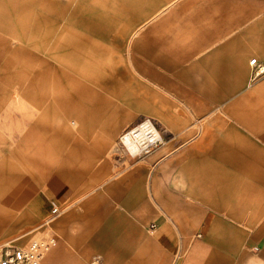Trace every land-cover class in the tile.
<instances>
[{
    "label": "crops",
    "instance_id": "crops-1",
    "mask_svg": "<svg viewBox=\"0 0 264 264\" xmlns=\"http://www.w3.org/2000/svg\"><path fill=\"white\" fill-rule=\"evenodd\" d=\"M93 1L100 3L101 10L84 3L76 6L70 0H0V28H8L18 39L15 44L0 39V90L10 92L0 98L4 109L0 126L5 132L10 129L12 136L10 140L7 134L0 137L5 154L0 163V208L11 215L12 205L19 207L30 196L28 202L35 199L31 202L35 208L46 201V195L36 198V192L23 190L27 179L10 160L13 156L37 168H51V191L59 200L94 189L63 216H90L91 220L107 216L110 222L132 226L121 231L131 242L122 263L100 264H139V230L134 222L141 216H165L151 226L159 243L176 253L171 264H225L209 245L199 247L196 239L181 257L174 221L183 216L191 231L193 216H209V212L189 202L188 195L194 193L199 200L205 193L217 198L208 204L217 206L213 215L234 216L243 225L234 227L231 242L218 245L217 252L228 258L245 236L264 230V216H260L264 213V0H183L174 13L168 11L172 0ZM26 45L36 50L45 47L46 54L33 55ZM253 57L263 68L254 78ZM139 78L149 84L141 87ZM155 84L163 85L165 92L172 91L166 86L177 85L173 91L183 93V108L191 110V116L163 119L167 129L176 132L173 139L182 141L175 147L178 152L166 140L136 157L110 149L120 130L146 110H155ZM59 108H64L60 117ZM86 110L92 116H86ZM83 125L84 132L75 135ZM13 136L21 142L20 149L8 144ZM66 139L74 140L67 156L78 166L55 170ZM171 168L183 180L182 204L176 201L174 208V197L166 188L159 189L160 178H167ZM78 174L87 182L74 187L67 176ZM92 180L101 184L93 187ZM236 189L243 190L246 199L240 213L228 209L227 199L236 197ZM253 205L259 209L254 211ZM45 208L44 204L41 213ZM115 226L95 232L93 224L83 225L75 236L79 243L82 237L86 240L79 253L90 254L98 242L112 249ZM215 231L211 229L208 241ZM79 253L59 243L43 264L92 263ZM152 257L148 254L141 264ZM243 260L241 255L237 264Z\"/></svg>",
    "mask_w": 264,
    "mask_h": 264
},
{
    "label": "rangeland",
    "instance_id": "rangeland-1",
    "mask_svg": "<svg viewBox=\"0 0 264 264\" xmlns=\"http://www.w3.org/2000/svg\"><path fill=\"white\" fill-rule=\"evenodd\" d=\"M6 1V0H4ZM65 1V0H60ZM71 3L74 5H79L81 3H84L88 6H92L96 8L97 10H101V5L98 1L93 0H70ZM157 2H161L160 0H156ZM183 0H172L171 8L168 10H173V13L177 9L178 5L181 4ZM164 2V1H163ZM165 3V2H164ZM9 5V4H8ZM2 7H7V3H3ZM167 10L164 12H168ZM48 13V12H47ZM163 13V14H164ZM7 14V13H5ZM68 15V14H67ZM0 39L2 42L7 41L8 43L15 44L16 41L18 42V39L13 38L12 35L9 34L8 28H0ZM22 44H26L23 43ZM29 53H32L33 55H44L46 54V48L44 47L42 50H36L30 45L25 46ZM124 56H126V48L123 51ZM255 73V71H254ZM254 75V74H253ZM254 78V77H253ZM139 82L141 87L145 88L146 85L149 84L148 80L146 78H139ZM156 92L155 95V110L151 111H145V113L140 114L136 120H134L136 123L140 122L142 119H149L150 122H153L155 127L160 132L161 136L163 137V141L166 140L167 144H171L170 149H174L175 153L178 152V149H175V147L179 146L182 141L173 139L176 138L175 136L176 132L168 130V126H166L163 122V119L169 118V117H181V116H191V110L183 108V93L174 92L173 90L177 87V85L173 84L171 86H166V88H172V91L165 92L164 86L155 84ZM9 88V85L7 86V90ZM14 88V86H13ZM178 88V87H177ZM143 90V89H142ZM141 90V91H142ZM4 89L1 88L0 90V98L3 97V95H6L7 93H10L7 91V93H4ZM11 98V96H9ZM182 100V101H181ZM151 102V99L148 100V103ZM167 102L165 106L163 104ZM146 105V103H145ZM152 107V106H151ZM153 107V108H154ZM1 108V106H0ZM62 109L59 108L57 116L60 117L62 113ZM80 111L83 109H79ZM4 109L1 108L0 112L3 113ZM215 111V110H214ZM218 111V110H216ZM86 112V116H92L91 113H89V110L84 111ZM209 113V112H208ZM208 113L206 115H208ZM148 117H147V116ZM205 115V114H204ZM1 116V115H0ZM73 115L68 114L69 119L72 118ZM134 122V123H135ZM70 123V121H68ZM133 123V124H134ZM133 124H131L133 126ZM131 125L125 127L124 129L120 130L117 133V138L110 144V149H119L122 151L127 152V154L130 152L125 148V146L121 143L119 138V134L125 130H128ZM135 125V124H134ZM198 125V124H197ZM197 125L194 126L195 131L198 129ZM86 127L89 128V125H86ZM173 128H177V130L183 129V126H172ZM84 125L82 127H79L78 130L75 132V135H81L84 132ZM103 134H105L106 131H103ZM109 133V132H108ZM7 134L8 139H11V131L10 129H7L5 132V128L3 125L0 126V137H4V135ZM14 135V134H13ZM10 143L8 141V144H11V147L14 149H20L21 142L16 139ZM165 138V139H164ZM171 139V141H169ZM71 142H74V140L66 139L65 142H63L64 150L60 148L59 157L57 156V169H62L63 167L67 168L69 166L75 167L78 166V164L75 163V160H69L68 159V146L71 144ZM62 144V142H60ZM8 151V150H7ZM4 150H0V163L2 164V160L4 158ZM7 155H11L10 151L7 152ZM131 155V154H130ZM132 156V155H131ZM138 156V155H136ZM135 156V157H136ZM12 157L10 160L14 163H16V169L24 174L26 176L27 181L25 184H23L25 191L26 188H29L30 191L33 193H37L36 198L38 196L46 195V201L41 205L34 206L33 202L34 200L28 202L31 199V196L27 198L26 202L21 203V206L16 207V205H12V212L11 215L8 213H4V211L0 208V245L10 244V243H25L30 241L34 238H40L49 236L51 234H56L58 236V242L55 246H57L59 243H65L66 246L72 250L73 252L79 253L82 251L83 248V242L86 240L84 237H82L81 243L78 242L79 238L76 237V234H80V230H82L83 225L87 224H93V228L95 232H104L112 227V224L116 225L115 228L117 230L113 231L111 237H110V243L113 245L112 249H107L103 244L100 242L94 244L95 247L92 248V252L88 255L80 254L82 259L88 260L89 262H92L91 264H100L102 261H111V262H121L124 260V251L127 249H131V242H128L127 237L122 236L121 231L127 228H132L131 225H128L126 223L120 222L119 220L115 222H110L107 220V216H104V219H101L100 216H97V219L91 220L90 216H63L69 212H71L76 206H78L79 201L83 198V196L86 193H89L91 188L89 190H81V193L74 195L70 199H64L59 200L54 193L51 191V184H52V174L53 170L51 168H48V166H44V168L39 167L37 168L33 163L26 161L23 159L21 160L19 158L9 156V158ZM23 158V156H22ZM74 159V158H73ZM162 163V162H161ZM74 165V166H73ZM160 164L157 166L159 167ZM151 167L147 171L150 170ZM156 170V169H155ZM119 173V172H118ZM120 174V173H119ZM118 175V174H117ZM147 175V174H146ZM72 176V177H71ZM70 177L67 176L70 183L77 187L78 184L82 185L83 183L87 182L84 181L83 175L78 174L77 178H74L75 175H71ZM80 178V179H79ZM161 184L159 185L160 191H165V188L170 192V194L174 197L173 201L171 200V207H176V203L182 204L183 199V180L181 177L176 173L174 168H171V174L167 178H160ZM92 186L96 187L101 184V182L97 180L91 181ZM97 183V184H95ZM31 186V188L29 187ZM16 188L19 186H15ZM261 188V187H260ZM147 189L148 199L152 201L150 194ZM19 190V188H17ZM91 191H94L92 189ZM236 191V197L232 199H227L231 201L230 206L228 209H231V211L240 213L241 211H244L245 209V201L246 199L243 198L241 195L243 190H233V192ZM232 192V191H231ZM26 192H24L25 194ZM35 193V194H36ZM34 194V195H35ZM193 195V196H192ZM189 202H196L198 204H201L204 209V213L207 211L209 212V216H193L195 218V227L190 231H187V221L183 220V216H176L177 221H174L176 224L175 228L177 230V234L179 235V240L181 244V257H184L186 254V251L190 249L191 246H193V239L197 240V243L200 242L198 245L199 247L203 246L204 244L209 245L212 250L216 252V254L222 258V260H225V264H237L238 260L240 259L241 255H244V260L242 264H264V230H261L259 233H256L251 236H245L242 239V243L240 244L239 249L236 252H229L228 256L223 255L217 252L218 245L220 243H224L225 245L231 242V237L233 236V232L235 230L234 227L236 226H243L241 225V222L236 221L234 219V216H214L213 214H216L218 212L217 206H214L213 208L211 205L208 204L217 202L218 199L211 196L210 194H203V199L199 200L194 193L191 195H188ZM259 195V200L260 199ZM25 200V199H24ZM181 200V201H180ZM177 201V202H176ZM222 201V200H221ZM53 202H61L62 206V212L58 216H55L53 218H50L49 215L51 212V207ZM154 202V201H153ZM45 204L46 208L44 212L41 213V208ZM257 205H253V210H258ZM173 215H177V210L172 211ZM260 216H264L260 215ZM141 220L138 222H134V224H138L137 229L139 230V241H140V254H139V264H141V261H146L148 258V254L151 256L153 255L152 260L148 261L147 264H171L172 260L175 257V252H169L166 250V248L159 243L158 239L155 238L154 232L152 229L154 228L152 225L153 221L160 222L162 218L165 216H141ZM189 217V216H188ZM191 217V216H190ZM245 216H240V218H244ZM174 218V216H173ZM181 219V220H180ZM224 226L225 229L223 228ZM216 228L215 236L212 238L211 241L207 240V236L209 235V232L211 229ZM224 230L226 232H224ZM153 241H155L153 243ZM48 252L47 256L52 252L53 248ZM208 246V247H209ZM109 251V255L105 252ZM110 251H112L110 253ZM148 252V253H147ZM98 257V262H95V259ZM100 262V263H99ZM122 263V262H121ZM191 263V262H190ZM218 264V263H217ZM222 264V263H221Z\"/></svg>",
    "mask_w": 264,
    "mask_h": 264
},
{
    "label": "built area",
    "instance_id": "built-area-1",
    "mask_svg": "<svg viewBox=\"0 0 264 264\" xmlns=\"http://www.w3.org/2000/svg\"><path fill=\"white\" fill-rule=\"evenodd\" d=\"M250 63L255 66L253 77L259 75V62L257 58L250 59ZM62 206L58 202H53L50 218L61 214ZM58 242V236L51 234L49 236L34 238L25 243H10L0 245V264H43L44 258ZM98 261V257L95 259Z\"/></svg>",
    "mask_w": 264,
    "mask_h": 264
},
{
    "label": "bare ground",
    "instance_id": "bare-ground-1",
    "mask_svg": "<svg viewBox=\"0 0 264 264\" xmlns=\"http://www.w3.org/2000/svg\"><path fill=\"white\" fill-rule=\"evenodd\" d=\"M259 71L263 68L259 66ZM130 127L120 136V141L131 155H142L162 143L163 138L153 122L145 118Z\"/></svg>",
    "mask_w": 264,
    "mask_h": 264
}]
</instances>
